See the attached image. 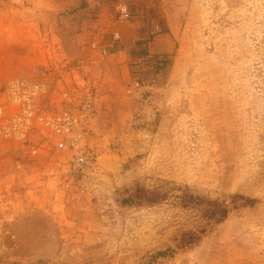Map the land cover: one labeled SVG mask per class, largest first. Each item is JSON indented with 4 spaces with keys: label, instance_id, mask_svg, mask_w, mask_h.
<instances>
[{
    "label": "rangeland",
    "instance_id": "374dc122",
    "mask_svg": "<svg viewBox=\"0 0 264 264\" xmlns=\"http://www.w3.org/2000/svg\"><path fill=\"white\" fill-rule=\"evenodd\" d=\"M15 78L101 107L82 168L0 146V264H264V0H0Z\"/></svg>",
    "mask_w": 264,
    "mask_h": 264
},
{
    "label": "built area",
    "instance_id": "2783aa9c",
    "mask_svg": "<svg viewBox=\"0 0 264 264\" xmlns=\"http://www.w3.org/2000/svg\"><path fill=\"white\" fill-rule=\"evenodd\" d=\"M118 9L123 18L130 17L125 3H119ZM107 55L104 49L102 57ZM138 83L135 81V85ZM50 90L48 81L27 78L10 81L7 94L0 100V146L20 143L30 145L29 150L36 152L33 141L37 135L44 142L54 139L59 149L72 150L75 166L91 164L93 158L83 146L84 133L99 116L101 107L92 84L82 80L61 89L58 95L61 106L54 109H47V104L43 106Z\"/></svg>",
    "mask_w": 264,
    "mask_h": 264
},
{
    "label": "trees",
    "instance_id": "16d2710c",
    "mask_svg": "<svg viewBox=\"0 0 264 264\" xmlns=\"http://www.w3.org/2000/svg\"><path fill=\"white\" fill-rule=\"evenodd\" d=\"M225 212L227 213V211H225ZM226 213H225V214H226Z\"/></svg>",
    "mask_w": 264,
    "mask_h": 264
}]
</instances>
